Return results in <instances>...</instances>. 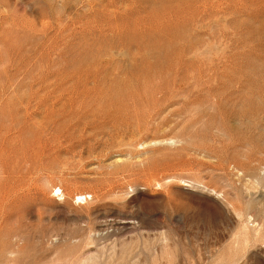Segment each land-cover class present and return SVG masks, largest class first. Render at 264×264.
<instances>
[{"label": "rangeland", "instance_id": "1", "mask_svg": "<svg viewBox=\"0 0 264 264\" xmlns=\"http://www.w3.org/2000/svg\"><path fill=\"white\" fill-rule=\"evenodd\" d=\"M263 213L264 0H0V264H264Z\"/></svg>", "mask_w": 264, "mask_h": 264}, {"label": "built area", "instance_id": "2", "mask_svg": "<svg viewBox=\"0 0 264 264\" xmlns=\"http://www.w3.org/2000/svg\"><path fill=\"white\" fill-rule=\"evenodd\" d=\"M62 192H59L57 195H61ZM89 198H86V196H82L81 198H79L80 203H86L88 201Z\"/></svg>", "mask_w": 264, "mask_h": 264}, {"label": "bare ground", "instance_id": "3", "mask_svg": "<svg viewBox=\"0 0 264 264\" xmlns=\"http://www.w3.org/2000/svg\"><path fill=\"white\" fill-rule=\"evenodd\" d=\"M261 182H262V181H261ZM78 197H80V198H81V197H82V195H81V196H79V195H78ZM86 198H89V197H87V196H86ZM261 214H262V213H261ZM263 214H264V213H263ZM262 216H263V215H262ZM261 220H262V219H261ZM263 221H264V219H263ZM258 222H260V221H258ZM258 224H259V223H258ZM263 224H264V222H263ZM261 225H262V224H261ZM261 225H260V228L262 227ZM258 230H259V228H258ZM257 233H258V232H257Z\"/></svg>", "mask_w": 264, "mask_h": 264}]
</instances>
